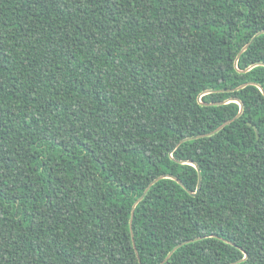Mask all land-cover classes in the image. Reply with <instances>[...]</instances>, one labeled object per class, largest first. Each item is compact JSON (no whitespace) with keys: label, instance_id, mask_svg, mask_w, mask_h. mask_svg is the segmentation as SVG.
<instances>
[{"label":"trees","instance_id":"obj_1","mask_svg":"<svg viewBox=\"0 0 264 264\" xmlns=\"http://www.w3.org/2000/svg\"><path fill=\"white\" fill-rule=\"evenodd\" d=\"M261 31L264 0H0V264H264Z\"/></svg>","mask_w":264,"mask_h":264},{"label":"water","instance_id":"obj_2","mask_svg":"<svg viewBox=\"0 0 264 264\" xmlns=\"http://www.w3.org/2000/svg\"><path fill=\"white\" fill-rule=\"evenodd\" d=\"M260 34H264V31H261V32H259V33H257L253 38H255V37H257V36H259ZM253 40V39H252ZM248 45H246L243 49H242V51H241V53L246 49V47H247ZM240 53V54H241ZM239 57V56H238ZM249 70V69H248ZM247 71V70H246ZM246 86V84H244V85H242V86H240L239 87V89H241V88H243V87H245ZM260 90L262 91V89L260 88ZM262 93H263V95H264V92L262 91ZM227 102H236V103H238L239 104V106H240V111H239V113H238V115L236 116V118L241 114V112H242V104H241V102L240 101H238V100H228ZM235 119V118H234ZM233 121V120H232ZM231 121H228V122H226V123H224L223 125H221L220 127H218L215 131H213L212 133H210V134H207V135H202V136H198V137H194V138H192V139H198V138H201V137H205V136H209V135H211V134H214V133H216V132H218V131H220L224 126H226L227 124H229ZM186 140H188V139H186ZM184 141V140H183ZM182 141V142H183ZM191 164V163H190ZM196 169H197V167H196ZM198 170V169H197ZM162 178H169V179H173L174 181H177L178 182V180L176 179V178H173V177H171V176H164V177H160V178H158V179H156V180H154L152 183H150V185L148 186V188L145 190V192H144V194L137 200V202L135 203V204H137L140 200H142V198L144 197V195L146 194V192L148 191V189L155 183V182H157L158 180H160V179H162ZM179 183V182H178ZM200 184H201V178H200V175H199V172H198V182H197V189H196V192L195 193H192L191 195L192 196H194V195H196L198 192H199V189H200ZM134 207H135V205H134ZM133 207V208H134ZM132 216H133V212H132V214H131V218H130V226H131V221H132ZM180 246V245H179ZM179 246H177V247H175L168 255H167V257L165 258V260H167L170 256H171V254L179 247ZM163 263V262H162Z\"/></svg>","mask_w":264,"mask_h":264}]
</instances>
